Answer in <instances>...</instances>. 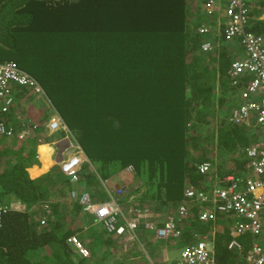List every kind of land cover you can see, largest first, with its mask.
Instances as JSON below:
<instances>
[{
	"label": "trees",
	"instance_id": "1",
	"mask_svg": "<svg viewBox=\"0 0 264 264\" xmlns=\"http://www.w3.org/2000/svg\"><path fill=\"white\" fill-rule=\"evenodd\" d=\"M194 2L0 0V61L14 62L42 89L15 84L10 106L0 109V122L14 133L30 130L22 139L0 134V204L7 206L0 224V264H142L103 226L83 220L86 210L78 202L83 190L92 200L103 193V200L111 195L120 207L148 206L165 216L174 212L185 187L208 190L206 183L216 176L242 173L246 158L237 153L256 137L247 141L241 129L229 128L224 117H217V107L226 101L236 106L230 94L237 90L241 99L249 75L236 85L227 80L244 46L240 35H217L211 26L200 30L206 17L193 13ZM247 7L250 29L264 38V0H247ZM204 42L213 46L203 49ZM203 54L207 58L201 62ZM145 110L151 111L148 120ZM52 111L70 130H79L81 149L102 163L98 177L85 163L76 171V182L57 165L29 175L26 167L30 173L36 167L30 161L37 159L36 145L43 139L39 130ZM116 115L119 122L111 124ZM200 162L209 164L210 174L198 171ZM113 173L117 185L127 180L126 189L116 188L121 194L107 183ZM14 199L23 208L11 207ZM204 205L208 216L199 219V208L192 210L179 225V240L189 245L207 232L213 237L210 258L244 264L226 247L237 221L233 205L210 197ZM70 236L87 255L69 243Z\"/></svg>",
	"mask_w": 264,
	"mask_h": 264
},
{
	"label": "built area",
	"instance_id": "2",
	"mask_svg": "<svg viewBox=\"0 0 264 264\" xmlns=\"http://www.w3.org/2000/svg\"><path fill=\"white\" fill-rule=\"evenodd\" d=\"M215 0H207L208 8L212 6ZM228 26L226 33L228 36H241V43L244 46V55L232 62L228 69V77L231 85H236L239 78L243 75H249L246 84L242 86V104L234 108L231 113V121L235 123H243L249 126H258L260 128L259 138L249 147H245L244 154L246 157L245 168L250 172L252 178H245L246 190L257 191L262 190L261 194L257 195L252 202L246 200L245 192H237V182L232 181L226 188H214V194L220 198H224L228 205L232 204L237 213L250 219L246 223H240L236 227L238 233H242L249 227L253 233L260 232V225L257 221L259 211L264 214V38L246 29L247 10L246 0H227ZM202 30V29H201ZM15 84H30L36 91L41 92V86L27 72L20 69L12 61H0V101L1 111H6L12 102L11 91ZM251 115H254L255 122L251 124ZM36 125H32L35 127ZM46 126L50 130L64 127L61 118L55 112L52 113ZM29 128H23L14 133L11 127L5 126L0 122V134L6 136H15L17 139H22L29 134ZM71 147L80 151L79 145L72 141ZM60 170L67 175L70 182L77 180L76 168L79 165V157L73 154L66 158H61L58 161ZM209 164L203 162L199 164L201 171H207ZM129 168V167H127ZM242 178V177H240ZM238 178V179H240ZM243 179V178H242ZM120 188L116 190L119 194ZM193 193L192 191H190ZM189 195H191V193ZM77 192L71 190V197H76ZM197 196L201 199H206L207 195L204 192H198ZM78 202L85 207L86 211L93 214L95 219L102 224L105 231L115 235H124L126 239L134 238L135 231L139 226L145 230H152L154 238L167 239L169 237L176 238L180 234L177 227L178 223H183L185 214L183 209L176 217H167L163 225L157 226L150 219L152 213L150 209L145 207L130 208L129 214L124 213L120 208V202L116 201L113 196H109L108 200H92L88 191L83 190L78 195ZM7 206L0 204V224L1 216ZM46 212L50 209L45 205ZM201 218H206V213L200 215ZM204 238H206L204 236ZM69 241L76 242V239L71 236ZM263 247L258 244L253 245V249L247 256L249 264H264V235L262 237ZM235 247L241 248V243L237 240L231 242ZM208 243L206 240L195 241L191 245L181 247L179 256L176 260H172L169 254L164 251L160 262L161 264H217L209 257ZM153 264V263H151Z\"/></svg>",
	"mask_w": 264,
	"mask_h": 264
},
{
	"label": "clouds",
	"instance_id": "3",
	"mask_svg": "<svg viewBox=\"0 0 264 264\" xmlns=\"http://www.w3.org/2000/svg\"><path fill=\"white\" fill-rule=\"evenodd\" d=\"M196 2V3H195ZM195 2L193 3V7L195 6V11L193 12V13H195L196 11L198 12H200V13H202V15L204 14V16L206 17V20L205 21H202L201 22V27H200V30L202 29V30H206L208 27H210L211 26V28L212 27H214L215 29H216V33H217V35L219 34V33H222V35H226V36H228L227 35V33H226V28H227V26H228V19H230V16H229V14H227V8H228V1L227 0H215V1H213V3H212V6L210 7V8H208L207 7V5H206V2H207V0H200V1H198V0H195ZM245 8H246V10H247V24L245 25L246 26V29L248 30H251L250 29V26H249V24H250V19L252 18L251 16H250V14H249V10H248V7H247V0H246V4H245ZM192 13V14H193ZM263 15V16H262ZM261 17H264V11H263V13L260 15ZM252 31V30H251ZM254 32V31H253ZM255 33V32H254ZM237 36V35H236ZM262 36V35H261ZM263 37V36H262ZM202 47H203V49H205V48H208V47H212L213 45H212V42H204V43H202V45H201ZM242 102H243V97H242V95H241V99H240V101H239V103L236 105V106H232L230 109H229V111H228V116H227V120H229L232 124H240V125H245V127H246V130H247V127H251V126H249V125H246V124H243V123H235V122H232L231 121V119H230V117H231V113H232V110L234 109V108H237V107H239L241 104H242ZM221 109H223V110H225V107H221ZM221 111V110H220ZM225 111H227V110H225ZM225 111H223V113L225 112ZM52 113H54V111H52L49 115L51 116L52 115ZM50 118V117H49ZM48 118V119H49ZM62 120V119H61ZM250 120H251V124L252 123H254L255 122V119H254V115H251V118H250ZM48 122V120L45 122V125H46V123ZM62 122H63V120H62ZM63 124H64V127H60V128H57V129H54V130H50L47 126H46V128H47V131L49 132V133H58V131L60 130V131H62L63 132V135H62V137H65L67 140L66 141H68V145L70 144V142L72 143V133H71V131H70V129L68 128V126L63 122ZM206 127V125H203V132H204V134H208L209 133V129L207 128V132H205L204 131V128ZM41 142H43V140L41 139L40 141H38V143H41ZM37 143V144H38ZM77 144L79 145V143L77 142ZM69 147H70V151H69V154L66 156V155H63V156H61L60 158H58L54 163H53V165H57L58 167H59V163H58V161L59 160H61V158H66V157H68V156H71V155H73V154H75V155H77V157H79V165L77 166V168H76V171L79 169V167H81V164L82 163H84L86 160H87V155L84 153V151L81 149V147H80V145H79V147H80V151H77V152H75L76 151V149L75 148H73V146L71 147V145H69ZM201 163H203V162H200V163H198V165H197V169H198V171L201 173V174H210V173H207V172H210L209 171V167H208V170L207 171H201L200 170V168H199V164H201ZM52 165V166H53ZM90 167H92V166H90ZM93 168V167H92ZM60 169V168H59ZM93 169H95V168H93ZM96 170V169H95ZM64 174V173H63ZM65 175V174H64ZM76 175H77V173H76ZM65 176H67V175H65ZM240 177H242V178H240ZM252 178L251 177V174H250V172L245 168V166L243 165V171H242V173L240 174V175H233V174H227L226 176H222V177H219V176H216L214 179H213V182H212V184L210 183V182H207L206 183V185L207 186H210L209 187V189L208 190H204V188H197V187H193L192 185L191 186H187V187H185L184 188V190H183V194H182V197H180V199L178 200V204H177V206L175 207V210H174V212L173 213H170V214H167V215H162V216H159V215H157L156 214V212H155V210L153 209V207L152 208H150V207H148V206H146L148 209H150V211H151V213H152V217L150 218L151 220H152V222L153 223H155L157 226H160V225H163L164 224V222H165V220L167 219V217H169V216H171V217H176V215L177 214H179V212L183 209V213L185 214V220H186V218L192 213V210L194 211V209H195V211H196V209L197 208H199L198 209V212L196 213V215H197V217L199 218V219H203V218H201L200 217V215L201 214H203V213H206V217L208 216V214H207V212H206V210H205V205H204V200L205 199H201V198H199L198 196H197V193L198 192H204L206 195H207V197H210V198H213V199H217V200H221V201H225V199L224 198H220V197H218V196H216L215 194H214V191H213V189L214 188H218V187H223V188H226L227 186H229V185H222V182H226V181H236L237 182V187H238V189H237V192H239V193H243V192H245V195H246V200L248 201V202H252L253 201V199L254 198H256L257 197V195H259V194H261V192H262V190H259V189H257V191H254V192H252V191H247L246 190V186L245 187H243L242 186V183L243 182H245V178ZM238 178H240V179H238ZM76 182V181H75ZM72 190H75V189H72ZM76 191V190H75ZM190 191H192L193 193H191ZM188 192H190L191 193V195H189V193ZM70 194V196H71V192L69 193ZM210 194V195H209ZM206 197V198H207ZM74 198V197H73ZM201 203H202V205H201ZM203 205H204V208H203ZM10 206L11 207H13V208H23V206L24 205H22V204H20L19 203V206H17V205H15V204H13V202L10 204ZM22 206V207H21ZM84 207V206H83ZM142 207H145V206H142ZM85 208V207H84ZM121 208V210L123 211V209H122V207H120ZM86 210V209H85ZM128 210H129V208H128ZM128 210H127V212H125V211H123L124 213H126V214H129V212H128ZM236 213H237V211H236ZM156 215H157V217H156ZM160 218H159V217ZM205 219V218H204ZM257 221H258V223H259V225H260V232H258V233H253L251 230H249V227L247 228V230H245L244 232H242V233H238V231L236 230V227L238 226V224H240V223H246V222H248V221H250V219H248L247 217H245V216H243L242 214H239V213H237V221H236V224H235V227H233V228H231L232 229V231L230 232V239H229V241L227 242V248L229 249V250H232V251H234V252H236V253H238V254H241V253H243L244 252V250H245V244L244 243H242L240 240H239V237H242V236H245L246 234H250V235H252V236H254V238L253 239H251V244H250V248H249V251H248V254L251 252V250L253 249V245L256 243V244H258V245H260L261 247H263L262 245H263V240H262V237H263V235H264V214H263V212L262 211H259L258 212V215H257ZM185 220H184V222H185ZM98 224H100L101 226H102V224L100 223V222H98L97 220H95ZM183 222V223H184ZM183 223H178V225H177V227L179 228V230H180V233H181V227L179 226L180 224H183ZM138 230H142V232H138ZM144 231V232H143ZM150 233V234H148V243H153V244H155V243H157L158 242V240H161V239H156V238H154V235H153V231L152 230H145V229H143L142 228V226H139L137 229H136V231H135V237L134 238H131V239H126L125 238V236L124 235H121V236H119V235H115V234H113L115 237H116V239H117V242L121 245L120 246V248L123 250V251H126V252H129V256H130V251L132 250V253H131V256L130 257H135V255L136 254H134V252H133V249H134V246H132V247H130L131 245H129L128 243L129 242H133V240L135 239L136 240V242L141 246V248L143 249V252H142V254H145V257H146V260L149 262V264H151V263H153L151 260V257H150V252H148V250H147V248L145 247L146 246V244L147 243H145V245H144V243L143 242H141L139 239H138V237H140L139 236V234L140 233ZM108 233V232H107ZM112 234V233H111ZM196 234H198V233H196ZM179 236H180V234H179ZM179 236L178 237H176V238H179ZM204 236L206 237V238H204ZM71 237V236H70ZM69 237V238H70ZM74 237V236H73ZM75 238V237H74ZM169 238H171V239H176V238H172V237H169ZM212 236H210V235H208V233L207 232H205L204 234H202L198 239H196L195 241H199V240H206V242L208 243V251H212V249H213V241H212ZM76 239V238H75ZM168 239V238H167ZM167 239H162L163 240V246H162V252H161V255H160V257H159V259L161 258V256H162V254H163V252L164 251H166L165 249L167 248V246H166V241H167ZM67 240H68V238H67ZM233 240H237V241H239L240 243H241V248H237V247H235L233 244H231V242L233 241ZM69 241V240H68ZM128 242L127 244H125V242ZM195 241L193 242V243H195ZM69 243H71V244H74V246L77 248V250L79 251V253L81 254V255H83V256H85V255H87V251L85 250V248L82 246V244L80 243V242H78L77 240H76V242L74 243V242H72V241H70ZM193 243H191V244H193ZM191 244H189V245H191ZM187 245V244H186ZM183 246H185V245H183ZM182 246V247H183ZM181 250V249H180ZM180 252V251H179ZM209 253V252H208ZM168 254H169V256H170V258L172 259V260H176L178 257H174L175 255L173 254V252H172V250H168ZM248 254H247V256H248ZM178 256H179V253H178ZM247 256H245L244 257V264H249L248 263V261H247ZM217 263V262H216ZM154 264V263H153ZM157 264H161V262L160 263H157ZM218 264V263H217Z\"/></svg>",
	"mask_w": 264,
	"mask_h": 264
},
{
	"label": "rangeland",
	"instance_id": "4",
	"mask_svg": "<svg viewBox=\"0 0 264 264\" xmlns=\"http://www.w3.org/2000/svg\"><path fill=\"white\" fill-rule=\"evenodd\" d=\"M204 15V14H203ZM263 16V15H262ZM206 19V18H205ZM203 21H205V20H203ZM240 49H241V52H242V56L244 55V50H243V48L242 47H240ZM240 52V53H241ZM207 57L206 56H204V54L202 55V59H201V62H202V60L203 59H206ZM213 64L212 63H210L209 64V68L212 66ZM212 72H214V71H212ZM215 73V72H214ZM219 81V78H218V76H216V80H215V82H218ZM228 81V84L229 85H231L230 84V82H229V80H227ZM218 90H219V92H220V88H218ZM221 90H222V88H221ZM219 92H217V93H215V100H214V104H215V106L217 107L220 103H218L217 102V98H218V96H220V93ZM239 94H240V90H237V93H233V94H230V97H231V100H236V101H238V103H239V101H240V99H239ZM110 99H107V101H109ZM227 102V101H226ZM225 102V103H226ZM224 103V105H225V110H227V111H225V110H223V109H221V107L223 106H221V107H217L218 108V110H217V117L218 118H223L224 117V119L226 120V124L229 126V128H232V129H235V130H239V129H241V131H242V133L244 134V136H246V140L247 141H249V140H251V139H253L254 137H256V139L254 140V141H256L258 138H259V136H260V128H262V127H258V126H251V127H247V130H246V127H245V125H243V126H241V128H238V125H234V124H232L229 120H227V116H228V111H229V109L232 107L230 104L227 106L226 104ZM238 103H236V104H238ZM93 110L94 109H92L90 112H89V114H93L92 112H93ZM221 110V111H220ZM223 111H225L224 113H223ZM114 112H115V114H118V113H120V112H118L117 113V111L116 110H114ZM150 110H145V112H144V116L145 115H147L148 116V118H147V120L149 119V116H150ZM126 113V111L124 112V114ZM120 118L121 117H119V116H115V119H113V121L111 122V124H116V123H118L119 122V120H120ZM79 122V120H77V122H75V123H78ZM151 123V122H150ZM209 129V128H208ZM210 130V129H209ZM71 131V133H72V131H73V133H72V140L73 141H75L76 143L78 142L77 141V138L78 139H80V137H79V130H77V129H73V130H70ZM204 131L205 132H207V127H205L204 128ZM60 133H62V131H60ZM63 134V133H62ZM77 137V138H76ZM216 136H214V138H215ZM214 138H212V139H210V141H212ZM213 142H214V140H213ZM168 143L169 142H165L164 141V143H163V145H168ZM170 146H172L173 145V141L171 140L170 141ZM240 144H243V143H238L237 145H240ZM240 150H241V152L239 153H237L238 155L239 154H243V157L244 158H246L245 157V154H244V149H245V145L244 146H242V147H240L239 148ZM85 164H87L88 166H92L93 168H95L96 170H98L99 172L101 171V165L100 164H102L100 161H97V160H94V159H91V158H89V157H87V160L84 162ZM113 164H111V166H112ZM110 166V167H111ZM92 167H90V169H91V171L96 175V177H98V173H97V171L95 170V169H93ZM113 167H111V169H112ZM114 172V171H113ZM123 174H126V171L123 173ZM132 176V175H131ZM118 180L119 179H117L116 178V176L114 175V173H113V176H112V178H111V183H110V179H108V181H107V183L108 184H110V189L111 190H114V191H116L117 189L116 188H118V187H122V188H124V189H126L128 186H127V184H126V182H127V180L125 181V183L124 182H122L120 185H117L116 186V184H117V182H118ZM123 181V180H122ZM120 187V188H121ZM123 189V190H124ZM121 194V193H120ZM103 199H105V194H103V193H98V196L96 197V200H103ZM15 200V199H14ZM14 200L13 201H11V203L12 202H14ZM16 202H14L13 204H15V205H17V206H19V202L17 201V200H15ZM163 204H168L167 203V201L166 202H162ZM122 206V205H121ZM22 207V206H21ZM129 207H131V206H129ZM122 209H123V211H125V212H127V210H128V207H122ZM83 220L86 222H90V223H95V224H97V222L95 221V219H94V216L93 215H91V214H88L86 211H83ZM148 234H150L149 232L148 233H140L139 234V236L140 237H138V239L141 241V242H143L144 243V245H145V243H147L146 244V248H147V250H148V252H150V257H151V261L154 263V264H157V263H160V259H159V257H160V255H161V252H162V246H163V240L161 239V240H158V242L157 243H155V244H153V243H148L147 241H148ZM245 240H244V242H243V240L241 239V238H239V240L242 242V243H244L245 245L248 243V242H250L251 241V239H253L254 238V236H252V235H250V234H246L245 236H242ZM129 242V241H128ZM127 241L125 242V244H127L128 243ZM129 245H131L130 247H132V246H134V249H133V252H134V254H136L135 255V257H133V258H135V259H137L136 260V262H140L141 261V263L142 264H149V262L146 260V257H145V254H142V252H143V249L141 248V246L136 242V240L134 239L133 240V242H129L128 243ZM166 246H167V248L165 249L166 250V252L168 253V250H172V252H173V254L175 255L174 257L176 258V257H178V253H179V251H180V249H181V247L183 246V244H182V241L181 240H179V238H176V239H171V238H168L167 239V241H166ZM120 248V247H119ZM131 253H132V250L130 251V255H131Z\"/></svg>",
	"mask_w": 264,
	"mask_h": 264
},
{
	"label": "crops",
	"instance_id": "5",
	"mask_svg": "<svg viewBox=\"0 0 264 264\" xmlns=\"http://www.w3.org/2000/svg\"><path fill=\"white\" fill-rule=\"evenodd\" d=\"M262 14V13H261ZM50 115H48L45 122L48 120ZM45 122L41 125V129L39 130L43 136V142L38 143L36 145V160H31L30 162H35L36 167H32L31 173L29 172V167L27 166L26 169L31 177L37 176L40 173L47 171L53 163L60 158L63 155H68L70 151V147L68 145V141L65 137H62V133H60V130L58 133H49L47 131ZM32 174V175H31ZM111 183V180H110ZM117 186V184H116ZM14 202H16L14 200ZM13 202V203H14ZM230 237V234H229ZM229 237L227 238V242L229 240ZM251 242H248L245 245V250L243 253H241V258H244L247 256L249 248H250ZM238 255V253L236 254Z\"/></svg>",
	"mask_w": 264,
	"mask_h": 264
}]
</instances>
